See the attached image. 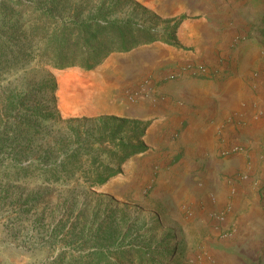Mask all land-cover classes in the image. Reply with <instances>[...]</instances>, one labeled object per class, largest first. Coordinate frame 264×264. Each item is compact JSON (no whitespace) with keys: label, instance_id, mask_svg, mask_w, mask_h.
Listing matches in <instances>:
<instances>
[{"label":"rangeland","instance_id":"rangeland-1","mask_svg":"<svg viewBox=\"0 0 264 264\" xmlns=\"http://www.w3.org/2000/svg\"><path fill=\"white\" fill-rule=\"evenodd\" d=\"M58 1L83 19L104 6L111 9L110 17L164 27L136 0ZM148 44L140 59L119 56L132 50L104 59L120 57L118 69L111 68L93 96L96 110L90 113L65 116L59 108L58 73L64 69L34 62L0 84V106L13 91H28L33 99L27 103L41 101L58 114L57 120L50 117L33 126L22 161L0 151V264H82L80 258L92 254L97 259L87 264H222L230 255L253 260L242 250L249 244L242 213L254 198L264 201L263 114L244 121L235 113L224 114L213 136L195 139L200 117L182 118L183 108L159 91L179 64ZM253 66H259L257 73L264 71V58ZM44 80L56 81V102L51 92L36 91ZM253 89L248 94L255 98ZM113 115L151 120L144 137L150 148L127 159L121 173L95 187L74 177H46L38 165L42 154L52 146L58 149L64 139L76 145L77 131L83 138L99 134L103 119ZM2 119L0 134L14 129L10 123L15 119ZM89 147L107 160L103 146ZM258 239L263 238L256 234L251 240ZM166 250L170 253L162 258Z\"/></svg>","mask_w":264,"mask_h":264},{"label":"trees","instance_id":"trees-1","mask_svg":"<svg viewBox=\"0 0 264 264\" xmlns=\"http://www.w3.org/2000/svg\"><path fill=\"white\" fill-rule=\"evenodd\" d=\"M144 10L147 11L146 8ZM110 14V8L101 6L95 14L83 19L75 11L72 13L62 8L58 0H2L0 84L13 71L34 62L58 69L79 66L88 71L101 65L112 52L130 51L154 41L184 47L178 39L177 29L186 15L163 19L150 12L151 19L164 23L163 29L157 30L152 25L131 18H113ZM35 88L36 91L51 92L53 102H56L55 80H44ZM32 99L28 91H13L6 103L0 106V120L4 116L8 120H16L10 123L13 130L7 127L0 134V151L16 155L20 161L27 157L25 143L33 126L41 125L50 117L58 118L57 112L47 109L41 101L27 103ZM150 125L151 120L109 116L98 127L99 134L83 138L77 131L76 145L64 139L58 149L52 146L50 152L42 154L38 165L46 177L53 180L74 177L90 188L104 184L122 172L127 159L150 148L144 139ZM93 144L103 146L101 154H106L107 160L92 153L89 146ZM21 169L26 171V167ZM175 251L177 253L175 249L172 253ZM169 253L170 250H166L160 255L165 258ZM80 259L82 264H87L97 256L92 254ZM166 259L170 262L174 257Z\"/></svg>","mask_w":264,"mask_h":264},{"label":"crops","instance_id":"crops-1","mask_svg":"<svg viewBox=\"0 0 264 264\" xmlns=\"http://www.w3.org/2000/svg\"><path fill=\"white\" fill-rule=\"evenodd\" d=\"M136 1L163 19L187 16L177 29L183 48L161 41L151 44L164 53L166 60L179 64L169 71L173 75L159 86V91L183 108L182 118L200 117L195 139L213 136L218 130L215 125L224 114L235 113L242 121L256 114L264 117V91H259L264 88V71L257 73L259 66H253L257 59L264 58V0ZM148 45L119 56L140 59L142 48ZM119 60L115 56L98 68L104 73L102 82L112 67L118 69ZM254 87L258 93L252 98L248 91L255 92ZM85 109V113H90L96 107ZM230 130L233 126L226 129ZM260 178L264 185V172ZM242 217L244 236L249 238L242 250L253 260L230 255L222 264H264V201L254 198ZM256 234L263 239L252 241Z\"/></svg>","mask_w":264,"mask_h":264},{"label":"bare ground","instance_id":"bare-ground-1","mask_svg":"<svg viewBox=\"0 0 264 264\" xmlns=\"http://www.w3.org/2000/svg\"><path fill=\"white\" fill-rule=\"evenodd\" d=\"M103 74L102 69L82 71L77 68L64 69L58 73L59 108L65 116L87 112L85 108L92 106L93 96L102 89Z\"/></svg>","mask_w":264,"mask_h":264},{"label":"built area","instance_id":"built-area-1","mask_svg":"<svg viewBox=\"0 0 264 264\" xmlns=\"http://www.w3.org/2000/svg\"><path fill=\"white\" fill-rule=\"evenodd\" d=\"M201 69H202L203 71H206V68H205V67H202Z\"/></svg>","mask_w":264,"mask_h":264}]
</instances>
